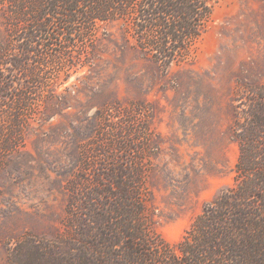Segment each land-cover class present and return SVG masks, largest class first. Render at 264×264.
<instances>
[{
  "label": "rangeland",
  "instance_id": "rangeland-1",
  "mask_svg": "<svg viewBox=\"0 0 264 264\" xmlns=\"http://www.w3.org/2000/svg\"><path fill=\"white\" fill-rule=\"evenodd\" d=\"M210 3L191 55L169 67L121 21L54 40L52 57L27 54L0 6V264L24 238L66 235L100 165L143 168L146 213L170 245L234 186L235 121L264 89V0Z\"/></svg>",
  "mask_w": 264,
  "mask_h": 264
},
{
  "label": "trees",
  "instance_id": "trees-1",
  "mask_svg": "<svg viewBox=\"0 0 264 264\" xmlns=\"http://www.w3.org/2000/svg\"><path fill=\"white\" fill-rule=\"evenodd\" d=\"M0 6L24 30L27 54L52 57L54 40L70 45L67 37L91 36L98 22L121 21L138 48L164 67L191 55L212 16L210 0H0ZM42 38L49 48L37 42ZM243 112L234 127L235 184L204 208L179 244L154 234L143 168L123 161L100 165L72 209L66 235L24 238L8 264H264V89Z\"/></svg>",
  "mask_w": 264,
  "mask_h": 264
}]
</instances>
